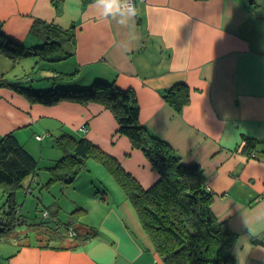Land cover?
Listing matches in <instances>:
<instances>
[{
    "label": "crops",
    "instance_id": "obj_1",
    "mask_svg": "<svg viewBox=\"0 0 264 264\" xmlns=\"http://www.w3.org/2000/svg\"><path fill=\"white\" fill-rule=\"evenodd\" d=\"M135 5L138 41L130 39L128 28L98 19L93 0H80L78 12L72 0H0L2 39L22 49L8 47L13 58L0 53V78L13 79L6 73L28 56L32 69L49 74L31 82L33 89L59 94L57 88L85 90L98 80L131 91L146 131L164 140L181 162L199 167L213 193V214L234 232L236 264H264V228L254 219L264 210V0H137ZM69 16L73 18L64 29L73 28L74 48L63 40L70 50L67 57L51 62L53 69L69 74L61 77L37 67L34 46L41 39L30 29L34 20L61 27ZM181 83L188 94L176 110L164 94ZM31 99L0 86V137L11 132L35 159V152L48 149L51 137L54 141L65 133L72 141L85 138L91 151L98 147L143 187L157 180L140 148L116 131L103 97L81 101L68 96L50 104ZM102 112L105 121L99 117ZM94 122L98 131L92 137L87 124ZM50 165L39 171L37 163L35 172L13 189L0 184V198L16 203L22 189L24 198L33 201L37 193L34 220L41 217L38 221L63 231V224L71 222L88 239L75 244L67 234L59 242L48 240L38 221L31 227L25 219L11 228L0 224L6 227L0 232V264H164L105 164L96 166L100 174L94 179L91 175L78 186L81 173L53 180ZM70 188L72 198L62 195ZM50 206H56L54 213ZM61 208L66 219L58 216ZM247 226L259 229V235H251Z\"/></svg>",
    "mask_w": 264,
    "mask_h": 264
},
{
    "label": "trees",
    "instance_id": "obj_2",
    "mask_svg": "<svg viewBox=\"0 0 264 264\" xmlns=\"http://www.w3.org/2000/svg\"><path fill=\"white\" fill-rule=\"evenodd\" d=\"M31 33L41 39L35 63L40 69H53L52 63L67 57L69 46L63 42L75 45L73 28L64 29L56 24H46L34 20ZM11 43L2 39L0 30V53L8 57L7 48ZM17 43H12L11 49L21 51ZM28 53V52H26ZM61 77H68L56 71ZM44 77L34 78L31 74L15 79L0 78V86L15 89L32 101L53 103L61 97L71 96L81 101L103 97L104 104L110 109L117 124L116 131L127 136L133 145L140 148L147 157L150 165L156 170L158 178L151 186L143 187L129 172L125 171L118 161L112 160L99 148L93 150V155L102 158L114 177L123 188L126 197L131 202L138 220L147 234L154 250L161 257L164 264H236L234 255V232L230 226L219 221L213 214L211 203L213 193L206 187L204 178L196 164H184L173 152L170 146L159 137L146 131L139 122V110L134 95L129 90H120L114 86H107L104 82L94 81L92 86L85 90L68 87L36 90L31 82L42 81ZM100 92L101 95L99 94ZM188 89L181 83L165 91V99L176 110L187 99ZM67 137V138H66ZM55 142L61 151L60 158L48 169L53 180L61 178L71 179L78 169L82 168L85 159L92 149L91 143L85 138H74L61 134ZM78 168H71V166ZM36 159L30 154L17 138L8 132L0 137V184L4 187L15 188L20 181L35 172ZM68 170V171H66ZM8 200V199H7ZM14 205V202H13ZM6 221V227L13 225L11 219L14 207ZM20 216V215H19ZM21 219L14 223L19 224ZM59 225L57 220L53 221ZM0 224H4L0 219ZM46 229V236L51 241H62L68 237L71 222L63 224L64 231L52 227L47 221H38ZM0 227V232L5 231ZM75 229V228H73ZM88 235L77 234L75 244L88 239Z\"/></svg>",
    "mask_w": 264,
    "mask_h": 264
},
{
    "label": "rangeland",
    "instance_id": "obj_3",
    "mask_svg": "<svg viewBox=\"0 0 264 264\" xmlns=\"http://www.w3.org/2000/svg\"><path fill=\"white\" fill-rule=\"evenodd\" d=\"M26 51H27V49H26ZM30 58L31 57H28V56L22 57L15 64V66L10 70V72L8 71L6 74H9V76L12 77L13 79L20 78V77L22 78V77H24L25 75H28V74L33 75V77H35V79L39 78V77H43V76H48L49 75L48 72L35 71V69H32L30 67L32 65V61L30 60ZM58 112H60L63 115H65L67 111L58 110ZM108 112H109V110H108ZM99 117H100L101 120L105 121L106 115L102 112V113L99 114ZM95 122H94L93 125L90 124V123L87 124V127L90 128V132H91V134H89V133L88 134L90 136H92V137H94L93 135L98 131L95 128ZM63 134H65V133H63ZM82 134H86V133H84V132L80 133V135H82ZM49 140H51V144L49 145L48 149L45 150V153H43V152H41V153L35 152V154L37 156L36 159H37L38 167H40L39 171H43V166L45 164H47V163L48 164H54V162L57 159L60 158V155H58V147H57V144H56L55 140L53 141V137H51ZM96 148H98V147H96ZM96 148H94V149H96ZM93 150L90 152L91 154H93ZM94 151H96V150H94ZM50 161H52V162H50ZM87 161H88V164L86 163ZM128 163H130V162H128ZM96 166H99V168L102 169L101 166H103V163L100 162V161H97L96 159H94L92 155H89L88 158L86 157L85 159H83L82 169H78V172H77V174L81 173L82 176L77 178V179L75 178L76 179L75 182L77 181V185H76V183H75V185L78 186V183L80 181L84 180V179L85 180H89L91 175H92V178L94 179V175H96L95 173L100 174V170L97 169ZM71 168H78V166L74 165V166H71ZM135 169L138 172H141L140 171V167L137 166ZM75 185L73 184V186H75ZM89 186L91 188V185H89ZM89 189L85 192V194L87 192H90ZM73 190L74 189L70 188L67 191L62 192V195L64 194V195H67L68 197L72 198V196L75 195ZM96 193H98L99 196H101L100 192H96ZM58 195L60 196L61 193L59 194V192H58ZM76 195H80V192L77 191ZM33 197L35 198L33 201H31L30 198H28V199L24 198L23 190L19 189V190H17V195H16V199H15L16 203H14V205H13V202H11L10 200L9 201L5 200V197L0 198V219L4 223L3 226L6 225V221H9L7 219L10 216L9 213L12 211V209L9 206L14 207V211L12 213L13 214L12 216H14V218L11 219V222H13V224L18 219H25V221H27V223L29 224L28 226L31 227V226H33V224L35 222H37L39 219H41V217H40V218H37L36 220H34V213L32 211H34L35 207H37L36 206V204L38 202L37 193H34ZM87 199L90 200V201H95V199H90V198H87ZM42 203H41V205H42ZM45 205H47V204H45ZM50 208H52V209H50ZM48 209H50L51 211H53L52 213H54V211L56 209V206H50ZM21 214L25 215V217H22ZM64 214L65 213L63 212V209L61 208V212L59 211L58 216L61 219H66L67 215H64ZM49 216H53V215L50 214V212H49ZM78 217L80 218V216H78ZM87 219H90V218L88 217ZM83 221L84 220H81V222H83ZM20 225H24V224H20ZM24 228H27V225H25ZM28 233H29V236H33L34 235V231H32V230L28 231ZM41 241H43V240L41 239Z\"/></svg>",
    "mask_w": 264,
    "mask_h": 264
},
{
    "label": "clouds",
    "instance_id": "obj_4",
    "mask_svg": "<svg viewBox=\"0 0 264 264\" xmlns=\"http://www.w3.org/2000/svg\"><path fill=\"white\" fill-rule=\"evenodd\" d=\"M72 3L75 6V11L78 12L80 0H72ZM93 8L98 19L101 21H115L118 25L128 28L130 39L139 40V36L134 31L135 21L138 16V8L134 0H93ZM72 18V16H69L61 24V27L67 28ZM125 51H127V48H125ZM254 219L259 228H264V210L256 213ZM248 230L251 235H259V229L252 231L248 227Z\"/></svg>",
    "mask_w": 264,
    "mask_h": 264
},
{
    "label": "built area",
    "instance_id": "obj_5",
    "mask_svg": "<svg viewBox=\"0 0 264 264\" xmlns=\"http://www.w3.org/2000/svg\"><path fill=\"white\" fill-rule=\"evenodd\" d=\"M136 1H137V0H134V3H136ZM36 138H37V139H41L42 136L37 135ZM68 235H69L70 237H75V236L77 235V232L75 231V229H73L72 227H70V228L68 229Z\"/></svg>",
    "mask_w": 264,
    "mask_h": 264
}]
</instances>
